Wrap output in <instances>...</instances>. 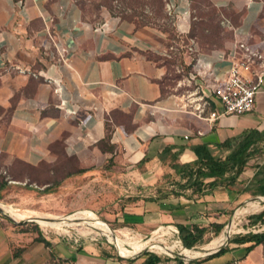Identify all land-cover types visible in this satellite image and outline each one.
I'll list each match as a JSON object with an SVG mask.
<instances>
[{
  "label": "crops",
  "instance_id": "1",
  "mask_svg": "<svg viewBox=\"0 0 264 264\" xmlns=\"http://www.w3.org/2000/svg\"><path fill=\"white\" fill-rule=\"evenodd\" d=\"M205 1L227 32L219 44L203 45L194 32V21L203 19L194 0H166L175 37L123 18L87 21L76 0H0V164L5 170L16 162L37 168L62 154L79 168L57 188L68 187L76 201H66L70 191H55L53 208L32 207L24 210L31 216L17 220L0 205V264H143L148 256L142 250L124 255L109 238L49 232L36 220L38 212L57 217L90 210L105 214L108 226L115 221L143 234L179 225L228 226L234 210L264 200L244 191L264 154L252 157L233 185L202 195L171 193L173 165L193 162L195 146L207 145L224 158L230 149L220 143L264 130V79L254 109L241 115L210 119L222 104L203 92L206 81L228 75L236 43L248 42L264 55V0ZM52 37L68 49L64 64L50 63L48 50L57 54ZM55 78L62 82L59 92ZM122 196L129 198L123 205L116 199ZM230 238L231 257L220 264H264V242L247 250L252 242ZM216 256L202 264H215Z\"/></svg>",
  "mask_w": 264,
  "mask_h": 264
},
{
  "label": "rangeland",
  "instance_id": "2",
  "mask_svg": "<svg viewBox=\"0 0 264 264\" xmlns=\"http://www.w3.org/2000/svg\"><path fill=\"white\" fill-rule=\"evenodd\" d=\"M165 0H76V2L81 6L83 5L82 14L85 20L100 24L109 18L117 19H127L135 22L138 25H154L160 27L170 33L172 37H175V32L173 29V18L166 9ZM194 5L196 7V12L199 17L203 19H198L194 21V32L197 34L200 42L203 45L207 43H216L219 44L223 41V38L226 36L227 32H223L222 27L219 23L220 14L215 11L214 8L207 5L205 0H194ZM59 160L57 163H47L44 162L37 168H32L24 163L16 162L13 168L5 170L0 164V202H3L6 205H12L14 208H19V212H24L26 209H31L32 207H38L40 209L49 210L53 208L54 199L50 195L57 191L58 193L64 192L65 190L70 191L68 187H63V189L57 190L58 187L65 186L64 179L73 178L74 173L78 168V165L73 161H69L62 154L59 155ZM18 178L19 182H14L15 178ZM80 180L75 179L72 181L74 187L80 185ZM72 188V187H71ZM65 191V192H66ZM69 198H66V201H76L79 199L78 194H74L71 191L67 193ZM76 198V199H75ZM120 204L126 203L129 198L124 196L120 198ZM62 200V199H61ZM65 200V198H63ZM242 205L237 210H234L232 214H229L228 217L231 219V224L233 226L231 230L228 231V226H225L223 231L219 236L224 235V242L215 248L203 249L205 244H208L212 241L215 236H208L207 243L200 244L194 248H190L193 252L199 250L202 252L212 253L221 248L229 247L227 242L228 232L230 237L238 233H246L250 230H264V223H257L252 225L249 216L251 214L258 213L264 209V200L261 202H255L257 207H254L252 204ZM254 207V208H253ZM252 208V209H251ZM252 210V211H251ZM51 212H38L36 213L39 216L48 217L54 219L56 213ZM69 215V213H67ZM243 214V215H242ZM97 217L103 220L105 214L96 213ZM16 219L18 218L14 215H11ZM26 217V216H25ZM24 217V218H25ZM62 220V219H61ZM228 221L226 222L227 225ZM88 226V227H87ZM114 231V236L120 237L123 241V246L129 250H134L133 245L135 243L142 244L147 241H162L163 245H172L178 239L177 234L172 231H168L165 228L166 232L159 230L158 232H145L139 234L138 230L135 228H121L115 221L109 225ZM49 232H61L62 234L76 235L82 238L83 235H95L99 238L107 239V236L100 231L99 229L92 227L87 223H76L73 225L64 224L62 228H52L45 227ZM65 229V230H64ZM240 229V230H238ZM173 233V234H172ZM154 239V240H153ZM145 240V241H144ZM133 241V242H132ZM226 241V242H225ZM114 244L112 246L118 247L117 243L111 240ZM182 244V243H181ZM184 246V245H183ZM178 247V248H177ZM177 250V251H176ZM120 251V249H119ZM143 252H153L157 255H160L163 262L170 261L171 264H180L179 255L182 251L180 245L175 246L171 251H163L160 248H149L146 247L142 250ZM133 254V253H131ZM207 256H197L193 258H186V262L183 264H202L205 262ZM230 254L225 252L223 254L217 255L213 258L212 262L215 264H220L226 262L230 259Z\"/></svg>",
  "mask_w": 264,
  "mask_h": 264
},
{
  "label": "trees",
  "instance_id": "3",
  "mask_svg": "<svg viewBox=\"0 0 264 264\" xmlns=\"http://www.w3.org/2000/svg\"><path fill=\"white\" fill-rule=\"evenodd\" d=\"M164 3H166V0ZM80 7L83 10L82 4ZM191 36H193V33ZM220 146L230 149V152L224 158L214 155L207 145H197L194 147L197 158L193 162L174 164V177L170 180L174 188L171 193L180 195L190 190L193 194L202 195L218 187L233 185L238 179L237 176L247 167L249 160L254 156L264 154V130H247L238 139L226 140L220 143ZM244 191H250L253 195H264V164L258 165L254 180L245 187ZM249 220L252 225L264 223V209L258 213L251 214ZM225 225L226 223H214L212 224V230H210L209 226L200 227L194 225L192 228H187L184 225H179V238L181 241L183 240L182 245L184 247L194 248L204 242V235L208 231H212L214 236H218L225 228ZM44 241L48 243L46 240ZM229 242H252L247 247V250H251L254 245L264 242V230H250L246 233L234 234ZM228 250L229 247L221 248L205 259L223 254ZM145 253L148 256L143 264H157L162 261L160 255L153 252Z\"/></svg>",
  "mask_w": 264,
  "mask_h": 264
},
{
  "label": "built area",
  "instance_id": "4",
  "mask_svg": "<svg viewBox=\"0 0 264 264\" xmlns=\"http://www.w3.org/2000/svg\"><path fill=\"white\" fill-rule=\"evenodd\" d=\"M170 9V7H169ZM54 47L57 54L52 50H48L49 60L52 65H60L66 63L68 49L64 44L52 37ZM233 63L227 76L223 79H213L204 83L203 92L215 96L222 104L221 113L212 112L209 115L210 119H215L219 115L234 114L241 115L254 109L257 93L264 79V55L258 52L248 42L241 41L236 43L232 54ZM256 60L260 61V66L254 68ZM54 84V90H61L62 82L57 79H50ZM204 104L198 106L199 110H203ZM75 110L68 111L69 114H74ZM187 137V136H186ZM173 233L177 234L178 245L184 247L179 238V230L172 229ZM253 231H260V229ZM108 238V237H107ZM179 255L185 256L182 253ZM186 258V257H185ZM50 264H76L71 260H55Z\"/></svg>",
  "mask_w": 264,
  "mask_h": 264
},
{
  "label": "bare ground",
  "instance_id": "5",
  "mask_svg": "<svg viewBox=\"0 0 264 264\" xmlns=\"http://www.w3.org/2000/svg\"><path fill=\"white\" fill-rule=\"evenodd\" d=\"M0 205L2 207H4L9 212V214L14 215V216H16L18 218H24L25 216L26 217L31 216L30 214H28L29 213L28 211H27L28 213L27 212H19L17 209H14L12 206H5L2 203H0ZM253 206L257 207V204L254 203ZM36 220L42 226H44V227H52V228H62V226L64 224L73 225V224H76V223H87V224L91 225L92 227H95V228L99 229L100 231H102L110 240H113L114 242H116L117 246H119L120 252L122 254H124V255H128V254H131V253L139 252V251L143 250L146 247L158 248V249L160 248L163 251H171L172 252L173 247L179 246L178 245L179 244L178 241H175L174 244H172V245H163L162 241H156L155 240V241H152V242L147 241V242H144L142 244L135 243L133 245L134 250H129L128 248L123 246V241H122V239H120V237L113 235L114 234L113 229H111L104 220H102L99 217H97V215L95 213L91 212L90 210H83V211L75 212V213L69 214L67 216H57L54 219H50L48 217H43V216H38V217H36ZM232 226H233V223L228 227V231L231 230ZM161 230L163 232L166 231L165 229H161ZM238 230H240V229H238ZM224 239H225L224 235L216 237L212 241H210L208 244H205L203 249L215 248L216 246L222 244L224 242ZM181 249H182L181 253L183 255L187 256L188 258H193V257H197V256H203V255L207 254V252H202V251H199V250L193 252L189 248L181 247Z\"/></svg>",
  "mask_w": 264,
  "mask_h": 264
},
{
  "label": "water",
  "instance_id": "6",
  "mask_svg": "<svg viewBox=\"0 0 264 264\" xmlns=\"http://www.w3.org/2000/svg\"><path fill=\"white\" fill-rule=\"evenodd\" d=\"M228 237H227V239L229 238V236H230V233L228 232V235H227ZM218 251V250H217ZM184 257H186V258H188L187 256H184Z\"/></svg>",
  "mask_w": 264,
  "mask_h": 264
}]
</instances>
